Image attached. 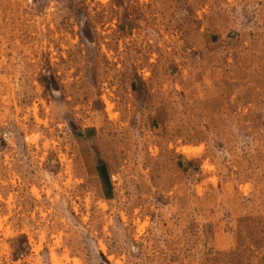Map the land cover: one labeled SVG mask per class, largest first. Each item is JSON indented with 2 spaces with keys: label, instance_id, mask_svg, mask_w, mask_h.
<instances>
[{
  "label": "rangeland",
  "instance_id": "1",
  "mask_svg": "<svg viewBox=\"0 0 264 264\" xmlns=\"http://www.w3.org/2000/svg\"><path fill=\"white\" fill-rule=\"evenodd\" d=\"M0 264H264V0H0Z\"/></svg>",
  "mask_w": 264,
  "mask_h": 264
},
{
  "label": "bare ground",
  "instance_id": "2",
  "mask_svg": "<svg viewBox=\"0 0 264 264\" xmlns=\"http://www.w3.org/2000/svg\"><path fill=\"white\" fill-rule=\"evenodd\" d=\"M184 150L189 151V152H190V151H193V149H192L191 147H189V146H185V147H184ZM186 153H187V152H186Z\"/></svg>",
  "mask_w": 264,
  "mask_h": 264
}]
</instances>
